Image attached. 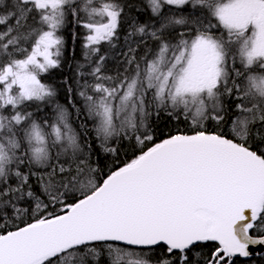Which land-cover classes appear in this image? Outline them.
<instances>
[{
	"label": "snow or ice",
	"instance_id": "6c2138e0",
	"mask_svg": "<svg viewBox=\"0 0 264 264\" xmlns=\"http://www.w3.org/2000/svg\"><path fill=\"white\" fill-rule=\"evenodd\" d=\"M69 25L83 62L46 83ZM250 245L264 0H0V264H235Z\"/></svg>",
	"mask_w": 264,
	"mask_h": 264
},
{
	"label": "trees",
	"instance_id": "16d2710c",
	"mask_svg": "<svg viewBox=\"0 0 264 264\" xmlns=\"http://www.w3.org/2000/svg\"><path fill=\"white\" fill-rule=\"evenodd\" d=\"M72 31L71 25L68 26L67 33H66V56L68 59L65 60L63 67L60 69H55L52 70L51 75H47L45 78L46 83H59L61 80V77L64 75L71 76L76 67V62L80 61L83 62V57L81 54V43H82V32L83 30L81 29H76L78 33H80L79 37L75 40H73L70 36V33ZM74 57V59H73ZM110 67H111V62H110ZM60 99L61 102H63L64 99V94L61 91L60 93ZM72 119L74 120V127H79L80 123L83 121L84 116L81 115L79 120L75 119V113L73 112V117ZM89 127H91V122L89 123ZM180 127L183 129L185 125L181 124ZM125 149H121V159H125L123 156ZM126 158H131L130 155ZM103 164H108L110 163V160L105 158L102 160ZM71 202V201H70ZM235 264H264V255H258V256H253L249 259H242L240 257L234 258Z\"/></svg>",
	"mask_w": 264,
	"mask_h": 264
},
{
	"label": "water",
	"instance_id": "95a60500",
	"mask_svg": "<svg viewBox=\"0 0 264 264\" xmlns=\"http://www.w3.org/2000/svg\"><path fill=\"white\" fill-rule=\"evenodd\" d=\"M250 250L252 252V255L249 257H240L242 259H249L255 255H259L260 253H264V246L261 245H250Z\"/></svg>",
	"mask_w": 264,
	"mask_h": 264
},
{
	"label": "bare ground",
	"instance_id": "6f19581e",
	"mask_svg": "<svg viewBox=\"0 0 264 264\" xmlns=\"http://www.w3.org/2000/svg\"><path fill=\"white\" fill-rule=\"evenodd\" d=\"M261 254L264 255V253H260L259 255H261ZM255 256H258V255H255Z\"/></svg>",
	"mask_w": 264,
	"mask_h": 264
}]
</instances>
